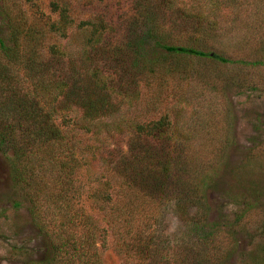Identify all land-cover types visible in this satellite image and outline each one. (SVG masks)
Returning a JSON list of instances; mask_svg holds the SVG:
<instances>
[{
    "label": "rangeland",
    "instance_id": "obj_1",
    "mask_svg": "<svg viewBox=\"0 0 264 264\" xmlns=\"http://www.w3.org/2000/svg\"><path fill=\"white\" fill-rule=\"evenodd\" d=\"M9 17L35 36L38 65L6 64L0 55V264L72 258L71 244L52 257L30 214L33 206L46 227L57 223L59 199L91 221L102 264H198L202 257L206 264H264V0H0L3 39ZM130 41L157 60L154 73L166 67L172 75L161 85L155 74L137 87L119 81L117 64L130 58L110 54ZM160 45L227 61L170 55ZM39 75L45 89L36 85ZM93 97L115 113L85 118L84 101ZM35 104L71 140V174L48 164L59 162V146L30 147L38 128L26 114ZM159 119L187 148L191 173L182 180L195 190L164 189L154 199L116 193L104 164L129 165L138 149L131 141L156 145L157 135H137L131 121ZM173 148L167 143L169 160ZM123 206L127 223L105 224L106 211Z\"/></svg>",
    "mask_w": 264,
    "mask_h": 264
},
{
    "label": "trees",
    "instance_id": "obj_2",
    "mask_svg": "<svg viewBox=\"0 0 264 264\" xmlns=\"http://www.w3.org/2000/svg\"><path fill=\"white\" fill-rule=\"evenodd\" d=\"M62 16L63 14H61V18ZM13 21L14 20L10 17L6 20V24L8 25V37L6 39H3L0 35V55L3 59L6 60V64L18 63L21 60V62L27 61V63L31 67H36L33 62L35 60V62L37 63L36 59L38 57V44L36 43L37 41L34 40L35 36L31 34L30 30L20 31L21 29L17 26L15 27ZM52 30L54 32V30L60 29L52 27ZM135 44L136 42L132 43L130 41L129 43L123 45L124 48L114 49L110 54H113V56L115 57H117V55H119V57L124 56V60L127 59L126 56L130 58V63L128 64L130 65L129 69H127V67L129 66L126 62L119 61V63L117 64V70L119 71L118 80L123 81V79H126V82H124V84L130 85V87H135L140 79L143 80L148 76H154L155 74L156 78L154 82H157L161 85L164 82L163 77H165L166 75H172L173 71L165 67L164 71L159 70L157 73H154L155 67L158 64L157 60H155L154 58L148 59L143 56V43L138 42L136 45ZM160 47L170 55L209 58L219 63H226L227 61L225 58L216 54L200 52L189 47L171 45H160ZM57 54L60 53L57 52ZM42 66L45 67V65ZM36 79V82L38 83H36V85L45 89V87L40 84L44 83L45 78L39 75L36 76ZM93 83H96V80L94 78ZM73 90L76 91V89H72L71 92ZM87 90L88 86L84 88V91ZM120 92V90L115 91L117 95L121 94ZM27 96L29 95H23V97H25L24 99L28 98ZM101 99L93 97L92 99H88L86 102L84 101L85 109H83V114L85 118L93 120V115L96 112H99L101 109H104L103 111L105 112L107 111L106 114L115 113L113 107L111 105H108V103H106L104 99ZM30 101L32 102L31 99ZM35 106H37L35 108L36 110L32 108L30 113L26 114L28 116V119H31L35 122L33 127L38 128L37 134H35V136L33 137V141H31L30 147H32L33 144H37L39 142L40 143L38 147H33L35 150H38L43 145L49 149L59 146L61 151L58 152V157L60 158L58 159L59 162L55 164V161L57 160H52L51 164L49 162L48 164L53 166V169L58 168V170L61 171L62 169H65L69 174H71L75 169V162L73 158H71L72 155L70 157H67L65 155L66 152H70L72 149V142H70L71 140H69V138H66L67 136L64 135L55 124H53L50 118L47 117L46 113H41V111L43 110L38 105L35 104ZM131 123H134V125H131V127L132 130L137 133V135H157V139H155L156 141L154 143L156 145L148 144L146 141H144L145 139L139 142L131 141L130 143H133V145L138 149L134 150L135 154L132 156V160L129 165L125 163H122L118 166H114L112 164H104V168H110V171L112 172V177L107 176V178H112L115 180L114 183L117 189L116 193L124 192L123 190H127L128 194L131 191L136 196L142 192L144 193V197H147L148 199H150V197H153L154 199L157 198L156 193H158V191H164V189H166L165 191H169L166 192V194L169 195H172L173 192L182 195V192L184 190L183 188H185V186L187 191L189 189L191 190V192H193L196 186H194V184L189 180H182V177H184L186 173H191L190 168L187 167L189 166V164L185 161V157L188 156L184 155L185 153L187 154V148L183 146L182 141H176L175 138L172 137V133L170 132L172 131L171 126H166L165 124H163V119H159L150 124H147V126L138 124L133 121H131ZM85 130L88 131V128H86ZM92 135H99V133H93ZM167 143H172L174 147L173 151L176 150L175 158H172L170 160L168 159V155L165 151ZM185 148L186 150H184ZM181 153L183 154L184 159L182 161H179L178 157H180ZM22 155L23 154L21 152L19 154V157H22ZM65 157L66 159L68 158V160L65 161ZM24 159H27V157ZM132 162H134V165H132ZM113 169L116 170L115 173H113ZM168 180H170L171 182L170 186L168 185L167 187H163L165 186L164 184H162L163 181ZM124 197L125 194L123 196H120L119 198ZM64 198L62 199L63 201L65 200ZM59 201L60 202H58L57 205H53V207H56V215L60 214L59 220L57 223H53L52 225L47 227L45 223L42 222V220L36 219L32 205L30 209L34 227L42 236H44L48 240L49 244H51L53 247V250L51 249V251L53 252L51 254L52 257L54 256V254L56 255V253L60 252V249L63 248L64 245L71 244L69 246L73 250L72 258H68V261H61L58 264H102L94 251L93 231H95V228L91 225V221H89L88 218L84 220L80 214L81 212L79 213L77 209H71L69 205H67V203H61L62 201L60 199ZM59 205H62V207H59ZM106 215L107 217H105V224H108L109 226L113 224L122 225L127 223L126 206H123L119 209L113 208L111 210H107ZM49 227V231L53 232L52 234H50V232L47 230V228ZM197 227L202 231L205 230L204 224H198ZM73 230L76 233H72ZM211 234L212 232H210L209 230L205 231L204 234H201V243L206 240V236H209ZM72 238L76 240H71ZM49 261H51L50 264H56L55 257H53V259H50ZM207 261L208 259L202 257V260L199 261L198 264H206ZM192 264H195V261H193Z\"/></svg>",
    "mask_w": 264,
    "mask_h": 264
}]
</instances>
